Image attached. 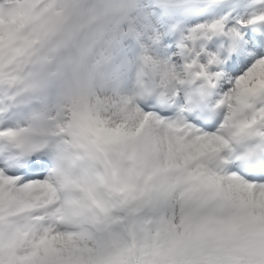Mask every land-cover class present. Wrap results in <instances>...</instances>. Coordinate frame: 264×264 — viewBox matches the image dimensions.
<instances>
[{
    "label": "snow or ice",
    "instance_id": "snow-or-ice-1",
    "mask_svg": "<svg viewBox=\"0 0 264 264\" xmlns=\"http://www.w3.org/2000/svg\"><path fill=\"white\" fill-rule=\"evenodd\" d=\"M0 264H264V0H0Z\"/></svg>",
    "mask_w": 264,
    "mask_h": 264
}]
</instances>
